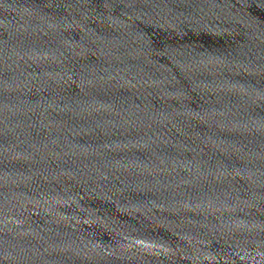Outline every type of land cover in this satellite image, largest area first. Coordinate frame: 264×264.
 <instances>
[{
  "label": "water",
  "instance_id": "1",
  "mask_svg": "<svg viewBox=\"0 0 264 264\" xmlns=\"http://www.w3.org/2000/svg\"><path fill=\"white\" fill-rule=\"evenodd\" d=\"M0 264H264V0H0Z\"/></svg>",
  "mask_w": 264,
  "mask_h": 264
}]
</instances>
